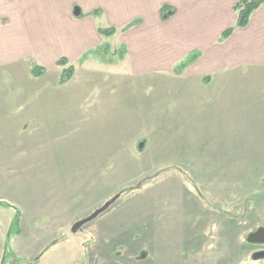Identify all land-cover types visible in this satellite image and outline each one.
<instances>
[{
    "label": "crops",
    "instance_id": "crops-1",
    "mask_svg": "<svg viewBox=\"0 0 264 264\" xmlns=\"http://www.w3.org/2000/svg\"><path fill=\"white\" fill-rule=\"evenodd\" d=\"M234 3L235 0H0V92L2 87L6 90L1 82L7 73L21 76V82L31 92L17 97L6 90L0 94V106L5 105L7 110L8 105H14L21 114L31 115L41 102L69 101L68 97L35 95L42 84L38 81L46 76L48 67L62 69L56 63L59 57H65L73 66L68 81L79 77L77 83L83 88H74L81 95L79 101L82 94L87 97L91 90H99L93 96L96 103L109 104L116 118H125V105L130 109L129 118L133 116L135 105L146 104V88H153L152 96H146H151L154 115L149 122L154 124V130L148 135L125 129L126 144L134 145L141 153L150 145L153 150L157 140L171 139L170 153L164 154L173 161L166 158L147 168L186 169V180L196 186H204L196 176L202 170L216 186L210 195L212 200L224 203L218 211H210L224 215L222 211L229 202L257 192L256 170L264 168V3L250 14L245 26L234 27L220 41L221 33L235 24ZM163 4L169 6L166 19L160 15ZM74 6L79 8L80 16L73 15ZM94 10L100 13L91 15ZM109 26L115 28L112 35L103 37L98 33V27ZM102 52L112 53L116 60L103 59ZM31 62L46 69L41 76L31 75L34 79L29 80ZM125 71L134 75L153 73L156 78L152 82H127ZM68 81L54 82L63 85ZM210 121L217 122L214 129H210ZM111 136L121 137L116 132ZM186 136L187 148L191 149L182 150L179 156L174 144L183 142ZM210 147L216 148L221 161H197L200 155L206 156ZM204 192L209 194V188ZM142 205L138 202L127 207L129 212L123 208L120 217L103 220L95 238L110 227L121 226L129 216L142 220L148 213ZM172 210L179 213L178 209ZM12 212L14 215L15 208ZM24 215L20 210L19 233H9L12 218L8 229H2L0 254L4 253V259L0 264L8 255L9 264H49L45 259L47 251L65 239L52 238V227L42 242L29 251L18 243L13 250L6 249L9 237L22 234L24 224L35 232L37 222L29 224ZM256 247L247 254L252 255L259 249ZM74 248L78 250L77 242ZM86 250L83 245L78 253L84 256Z\"/></svg>",
    "mask_w": 264,
    "mask_h": 264
},
{
    "label": "rangeland",
    "instance_id": "rangeland-1",
    "mask_svg": "<svg viewBox=\"0 0 264 264\" xmlns=\"http://www.w3.org/2000/svg\"><path fill=\"white\" fill-rule=\"evenodd\" d=\"M102 55L103 59L116 60L112 53L102 52ZM46 70V76L38 81L42 84L35 95L68 97L69 101L41 102L31 115L21 114L14 105L13 109L8 105L7 110L5 105L0 106V200L26 214L24 219L29 224L37 222L35 232L23 222V233L11 235L6 249L13 250L18 243L29 251L42 242L52 227V238L65 239L47 251L45 259L49 264H264V258L254 259L247 254L256 246L261 247L256 250L264 249V243L251 244L246 240L248 233L264 228V180H260L264 168L256 170L257 193L229 202L222 211L225 216L214 214L210 210L218 211L224 203L212 200L210 195L216 186L202 170L196 176L204 186H196L186 180V169L147 168L146 165L168 157L164 153H170L171 139L170 142L168 138L165 142L157 140L153 150L150 145L141 153L134 145L126 144L125 129L143 134L154 130V124L149 122L154 115L150 101L153 88H146V104L135 105L131 111L133 116L129 118L130 109L125 105V118H116L109 104L96 103L97 98L93 96L99 90H91L87 97L82 94L80 102L81 95L74 92L76 85H80L79 90L83 88L77 83L79 77L59 85L54 81L59 79L61 70L56 67ZM28 75L29 80L34 79ZM4 77L1 83L7 86L10 95H31L21 76L7 73ZM155 78L153 73L134 75L125 71L127 82H152ZM119 79L116 78L118 82ZM6 90L2 87L0 94ZM216 123L210 121V129ZM112 132L121 137H112ZM188 137L174 144L179 156L182 150L191 149L187 148ZM116 138L119 140L115 146ZM215 150L210 147L206 156L200 155L197 161L220 162V154ZM182 155L186 156V152ZM169 158L165 161H173ZM179 166L182 165L175 167ZM178 180H186L188 184ZM205 188H209V194L204 192ZM121 190L125 191L105 211L77 232H71L75 221L92 213ZM138 202L148 209L142 220L129 216L121 226L110 227L108 232L95 238L103 220L120 217L123 208L129 212L127 207ZM12 209L0 207V243L2 229H8L13 216ZM172 209H178L179 213ZM76 242L78 250L83 245L87 249L84 256L75 251ZM199 243V247H193ZM3 259L4 253H1V263ZM9 262L8 255L4 264Z\"/></svg>",
    "mask_w": 264,
    "mask_h": 264
},
{
    "label": "trees",
    "instance_id": "trees-1",
    "mask_svg": "<svg viewBox=\"0 0 264 264\" xmlns=\"http://www.w3.org/2000/svg\"><path fill=\"white\" fill-rule=\"evenodd\" d=\"M263 3H264V0H235V3L233 5V11L235 12V15H236L235 24L233 26L225 29L221 33L219 40L222 41V40L226 39L232 33L234 27L245 26L248 23V19H249L250 14ZM168 9H169V6L166 4H163L161 6L160 15H161L162 19H166L168 17V14H167ZM78 12H79V8L74 6L73 7V15L75 17L81 15ZM99 13H100L99 10H94V11L90 12V14L93 16H97ZM97 31L101 36L107 37V36L112 35L115 32V28L111 27V26H109V27H98ZM56 63H57V65L62 67L58 82H59V84L65 83L73 75V66L69 64L68 60L65 57H59L57 59ZM44 72H45V68L43 66H40L36 62H31L30 73L32 76L38 77V76H41ZM262 180H264V178ZM258 190H257V192H258ZM123 191H125V190H121L119 193L121 194ZM263 194H264V192H262V195ZM0 205L6 206V207H12L9 203H7L5 201H0ZM19 232H20V212H19V210H17L15 208V212H14V215L12 217L11 224L9 227V233L10 234L11 233L17 234ZM17 261H19V260H17Z\"/></svg>",
    "mask_w": 264,
    "mask_h": 264
},
{
    "label": "water",
    "instance_id": "water-1",
    "mask_svg": "<svg viewBox=\"0 0 264 264\" xmlns=\"http://www.w3.org/2000/svg\"><path fill=\"white\" fill-rule=\"evenodd\" d=\"M119 196H120V193H116L110 199L106 200L100 207L96 208L92 213L75 221L73 225L71 226V229H70L71 232L73 233L77 232L85 224L94 220L99 214L105 211L110 206V204L113 203ZM246 240L247 242L251 244H263L264 243V228L259 227L255 229L254 231L248 233ZM252 257L254 259L264 258V249L253 252Z\"/></svg>",
    "mask_w": 264,
    "mask_h": 264
},
{
    "label": "flooded vegetation",
    "instance_id": "flooded-vegetation-1",
    "mask_svg": "<svg viewBox=\"0 0 264 264\" xmlns=\"http://www.w3.org/2000/svg\"><path fill=\"white\" fill-rule=\"evenodd\" d=\"M259 248H261V247H259Z\"/></svg>",
    "mask_w": 264,
    "mask_h": 264
}]
</instances>
